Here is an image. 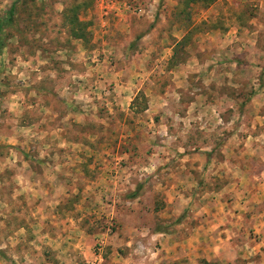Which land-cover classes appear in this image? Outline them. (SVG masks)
Returning <instances> with one entry per match:
<instances>
[{"label": "clouds", "instance_id": "9594fccd", "mask_svg": "<svg viewBox=\"0 0 264 264\" xmlns=\"http://www.w3.org/2000/svg\"><path fill=\"white\" fill-rule=\"evenodd\" d=\"M27 7L0 47V264H264V0Z\"/></svg>", "mask_w": 264, "mask_h": 264}, {"label": "rangeland", "instance_id": "374dc122", "mask_svg": "<svg viewBox=\"0 0 264 264\" xmlns=\"http://www.w3.org/2000/svg\"><path fill=\"white\" fill-rule=\"evenodd\" d=\"M3 2H4V0H0V4H3ZM127 2L132 3V0H127ZM105 3H106V0H100V11H101V13L109 12L110 8H111V12H117L118 6L120 4L125 3V0H111V5H116L117 7H111V5L106 7ZM27 5H28V0H9V4L7 5V7L0 9V20H2L4 18H6L7 12L12 7L14 8L10 21L8 23L4 24L3 28L0 31V40L2 41V46H3L4 42L13 35V33L19 34L21 37H24L25 33L30 30L27 23H26V18L29 16V10H28ZM117 18H119V17H117ZM71 23L74 25V27H79V25L76 23L75 17H72ZM89 23H91V22H89ZM21 25H23V27H21ZM217 27H220L222 29V25L218 24ZM80 32L83 35V33H84L83 26H81ZM86 38L87 37L85 36V39ZM136 39L139 40L140 37L137 36ZM21 42L22 43H28L26 38L22 39ZM49 43L52 44V43H58V42L49 41ZM33 46H35V45H33ZM41 47H43V46L41 45ZM131 47L135 48L136 44L133 43L131 45ZM11 51L15 52L16 49H12ZM178 58H179V56L177 55V59ZM41 70L42 71L44 70L43 65L41 66ZM19 83H21V82L17 81L16 85L18 86ZM0 84H2L5 88H10L13 86L12 80H10L7 77H5L3 80H0ZM50 84H51V82L47 81V79H46L45 81H42L39 85H36L34 87H36L39 91L48 93V92L52 91ZM110 87L115 88L116 84H112V85H110ZM229 94L231 95V93H229ZM4 95H5V93L0 92V105L3 104ZM52 95H55V93L53 92ZM192 102H194V101H192ZM144 110L147 111V108H145ZM2 115H3V113H0V116H2ZM151 123H157L158 124L159 123V116L153 117V120L151 121ZM6 127L7 126L0 124V130H6ZM81 131H84V129H81ZM2 147L3 146L0 145V148H2ZM30 147H32L34 149V146H30ZM61 151H63V149H61ZM196 151L198 152L199 150L197 149ZM32 154L33 155L35 154L34 150H33ZM192 154H194V153H192ZM3 157H4V153L2 151H0V158H3ZM25 159H27V156H25ZM17 163H19V161H17ZM41 163H43V161H41ZM85 171H86V167H85ZM5 175L10 176L11 172L6 170ZM0 179H2V177H0ZM19 198H22V197H19ZM37 207H39V205H37ZM34 211H35V209H34ZM0 219H2V217H0ZM21 223H23V221H21ZM45 223H47V221H45ZM221 238H223V237H221Z\"/></svg>", "mask_w": 264, "mask_h": 264}, {"label": "trees", "instance_id": "16d2710c", "mask_svg": "<svg viewBox=\"0 0 264 264\" xmlns=\"http://www.w3.org/2000/svg\"><path fill=\"white\" fill-rule=\"evenodd\" d=\"M13 7L7 12V14H6V18H4V19H2V20H0V31H1V29L3 28V25L4 24H6V23H8L9 21H10V19H11V15H12V12H13ZM79 28H80V30H81V26L79 25ZM79 35H82V33L80 32V33H78ZM0 47H2V41L0 40Z\"/></svg>", "mask_w": 264, "mask_h": 264}]
</instances>
